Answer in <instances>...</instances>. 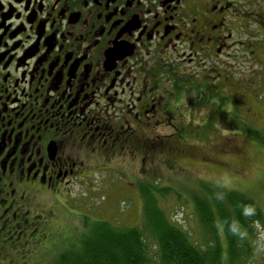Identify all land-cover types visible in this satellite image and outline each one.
<instances>
[{
  "label": "flooded vegetation",
  "instance_id": "flooded-vegetation-1",
  "mask_svg": "<svg viewBox=\"0 0 264 264\" xmlns=\"http://www.w3.org/2000/svg\"><path fill=\"white\" fill-rule=\"evenodd\" d=\"M262 5L0 0V264L50 242V205L79 198L98 168L155 153L176 162L194 151L182 125L229 121L264 73L262 34L249 31H263ZM205 102L210 113L186 123Z\"/></svg>",
  "mask_w": 264,
  "mask_h": 264
},
{
  "label": "rangeland",
  "instance_id": "rangeland-1",
  "mask_svg": "<svg viewBox=\"0 0 264 264\" xmlns=\"http://www.w3.org/2000/svg\"><path fill=\"white\" fill-rule=\"evenodd\" d=\"M260 9L264 11V5ZM259 14L264 17L263 12ZM249 31L261 33L258 40L264 41V29L259 31L252 24ZM244 66L236 70L235 80L247 79ZM248 89L245 97L236 95L237 109L243 121L250 125L246 128L264 134V73L259 66L256 78ZM220 90L223 94L229 92L227 86ZM260 93L263 94L259 96ZM203 105L200 113L193 110L184 117V121L188 123L191 117L204 118L214 106L212 102ZM199 122L182 125L185 129L183 143L191 145L194 151L181 160L172 162L156 153L145 156L144 161L130 157L116 158L109 167L105 165L97 169L92 186L87 183L75 189V195L79 194V198L71 199L65 195L60 203L50 205V212L46 215L51 233L49 244H40L42 249H36L37 253L42 252L39 256L32 254L15 264H52L56 253L69 248L68 245L86 232L85 224L89 225L92 221H107L119 228H145V210L148 207L165 215L171 223L181 226L189 232L192 240H199L204 230L199 225L192 198L206 200L210 194L207 187H198L200 183L223 191L247 193L256 202L262 220L254 226L251 259L246 264H264V145L242 133L235 135L226 131L227 119L225 123L209 125L203 135L202 127L197 124ZM233 125L236 127V124ZM165 133L178 136L174 129L161 131L162 135ZM213 192L221 193L216 189Z\"/></svg>",
  "mask_w": 264,
  "mask_h": 264
},
{
  "label": "trees",
  "instance_id": "trees-1",
  "mask_svg": "<svg viewBox=\"0 0 264 264\" xmlns=\"http://www.w3.org/2000/svg\"><path fill=\"white\" fill-rule=\"evenodd\" d=\"M235 109L228 112L226 131L242 133L264 145V134L246 128L250 125ZM233 124L240 128L235 129ZM209 125L214 124L200 125L202 131H208ZM198 187H207L210 192L206 200L192 198L204 230L199 240H192L189 232L148 207L145 210L148 228H142L146 233L136 226L119 228L107 221H92L85 224L86 232L69 248L56 253L52 264H246L251 259L254 226L262 220L259 206L247 193L223 191L202 183ZM213 189L221 193L215 194Z\"/></svg>",
  "mask_w": 264,
  "mask_h": 264
}]
</instances>
